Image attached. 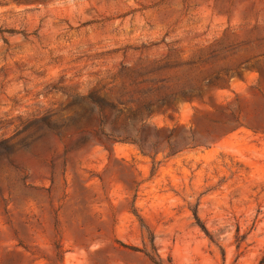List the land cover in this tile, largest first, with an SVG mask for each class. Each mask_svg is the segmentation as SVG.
Instances as JSON below:
<instances>
[{
  "label": "rangeland",
  "instance_id": "1",
  "mask_svg": "<svg viewBox=\"0 0 264 264\" xmlns=\"http://www.w3.org/2000/svg\"><path fill=\"white\" fill-rule=\"evenodd\" d=\"M263 68L264 0H0V264H264ZM181 87L150 132L247 126L155 168L101 134L91 97Z\"/></svg>",
  "mask_w": 264,
  "mask_h": 264
},
{
  "label": "trees",
  "instance_id": "2",
  "mask_svg": "<svg viewBox=\"0 0 264 264\" xmlns=\"http://www.w3.org/2000/svg\"><path fill=\"white\" fill-rule=\"evenodd\" d=\"M264 72V68L262 69ZM218 82V81H217ZM213 84H219V83ZM209 83H212V81ZM193 87H181L177 91L170 93H164L156 96L154 99L143 101L138 108L129 114H124L122 124L115 126L117 119L123 115V111L118 109L114 104H109L103 100H92L99 108V114L101 116V128L100 132L109 140L123 141L136 144L144 155L152 156L154 159L153 168H155L156 155L161 151H167L168 155H175L179 152L196 148L199 146H210L218 137L233 131L241 126H247L245 117L241 112L231 110L222 111L225 115L224 121H220V126L216 129L208 130V134L203 137H198L192 129L189 133H176L175 128L161 130L156 125L153 126V131L150 132V117L157 110L168 111L175 109L176 103L180 99L192 98ZM200 97H203V90L199 87L198 93ZM111 118L110 127H108V120ZM132 124L133 127H130ZM252 128H259L257 125H251ZM194 215L203 230L209 234L207 227L200 223L197 210H194Z\"/></svg>",
  "mask_w": 264,
  "mask_h": 264
}]
</instances>
